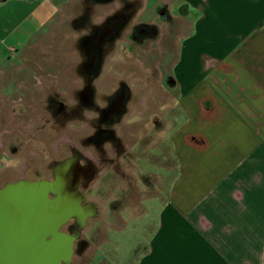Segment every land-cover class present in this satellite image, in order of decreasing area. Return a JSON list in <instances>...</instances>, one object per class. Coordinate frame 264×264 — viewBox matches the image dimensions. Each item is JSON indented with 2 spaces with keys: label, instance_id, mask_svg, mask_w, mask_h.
Wrapping results in <instances>:
<instances>
[{
  "label": "crops",
  "instance_id": "crops-1",
  "mask_svg": "<svg viewBox=\"0 0 264 264\" xmlns=\"http://www.w3.org/2000/svg\"><path fill=\"white\" fill-rule=\"evenodd\" d=\"M11 1L39 2L0 0V9ZM82 1L38 9H50L45 24L64 23ZM181 1L166 118L177 173L160 206L143 212L132 264H264V0ZM0 15V44L12 50L25 19L9 29Z\"/></svg>",
  "mask_w": 264,
  "mask_h": 264
},
{
  "label": "flooded vegetation",
  "instance_id": "flooded-vegetation-1",
  "mask_svg": "<svg viewBox=\"0 0 264 264\" xmlns=\"http://www.w3.org/2000/svg\"><path fill=\"white\" fill-rule=\"evenodd\" d=\"M69 9L74 15L69 23L76 40V80L50 85L41 95L21 87L22 97L0 102V189L54 182L63 175L77 193L82 214L94 208L95 215L87 216L82 228L80 217L59 227L74 237L73 255L79 256L89 247L81 233L96 216L87 198L91 186L99 183L104 190L109 183L120 185L118 193L112 192L117 204L134 195L132 175L136 188L142 183L149 189L148 162L157 156L154 150L160 154L169 145L166 116L159 111L167 112L162 97L173 84L169 70L178 51L184 7L181 0H83ZM112 55H123V61L114 80H106L104 61ZM167 55L173 64L161 65ZM152 57L158 64L144 65ZM131 64L144 76L128 77ZM98 228H90L91 233Z\"/></svg>",
  "mask_w": 264,
  "mask_h": 264
},
{
  "label": "rangeland",
  "instance_id": "rangeland-1",
  "mask_svg": "<svg viewBox=\"0 0 264 264\" xmlns=\"http://www.w3.org/2000/svg\"><path fill=\"white\" fill-rule=\"evenodd\" d=\"M36 1L39 2H34L32 6L27 5L29 1H17L15 4L11 1L6 9H0V14L4 15L9 29L16 22L25 19L22 21L23 25L18 35L7 42V45L10 46L14 44L13 42L20 41L21 46L17 45L12 50H5L0 44V102L9 96L20 95L22 97L19 90L21 87L24 89L31 87L41 95L50 85L76 80L74 77L76 74L75 62H78V58L75 50L76 40L70 34V23L66 20L64 23H59L55 15L56 18L53 22L45 24L44 20L51 14L50 9L45 7L38 9L39 3L43 0ZM64 12L65 15H68L71 10L67 8ZM29 13L33 16L26 20ZM167 36L168 41L169 37L167 38ZM171 42L169 40L168 44ZM138 59V62L143 61V59ZM156 59L149 58L144 61V65L148 67L157 65ZM161 60V65L173 64L168 55L162 57ZM122 61L123 55H112L105 59L103 74L106 80H114L119 74L117 67ZM162 73L164 74V72ZM134 75L144 76L137 66L131 64L127 68V76L133 77ZM167 91L163 93L166 97L165 100L162 97V101H166L168 104V112L159 111V114L166 118L168 117L167 113L169 116L171 115L175 97L169 87ZM41 107L39 106V110ZM0 119H2L1 113ZM168 128L170 129V126ZM55 139L57 138L55 137ZM157 141L156 144H158ZM165 146L163 145L160 154L154 150L152 153L157 156L152 157L148 162L150 163L148 170L151 172L147 173L150 176V180L148 179L150 181L149 189H145L141 182L139 189L136 188V181L132 175L134 195L117 204V201H114L117 196L112 192L118 193L121 189L120 185H110L112 183H109L104 190L100 189L99 183L91 186V190L87 192V198L95 206L96 216L89 220L87 228L81 233V237L88 241L89 247L82 255L74 254L70 264L133 263L134 257L137 256L138 251H141L142 244L146 239L143 225L147 218L144 220V214L152 212L160 206L159 199L166 197L170 182L177 173V164L172 157L171 147L170 145H167V148ZM154 147L153 142L152 148ZM135 166V172L138 173V164L136 163ZM153 195H156V198L151 197ZM114 206L121 209L118 214L114 212ZM97 226L99 227L97 232L92 234L93 230L90 228L95 229Z\"/></svg>",
  "mask_w": 264,
  "mask_h": 264
},
{
  "label": "water",
  "instance_id": "water-1",
  "mask_svg": "<svg viewBox=\"0 0 264 264\" xmlns=\"http://www.w3.org/2000/svg\"><path fill=\"white\" fill-rule=\"evenodd\" d=\"M63 177L0 189V264L71 263L74 237L59 227L80 217L82 228L85 218L95 214L93 206L89 214H82L76 191Z\"/></svg>",
  "mask_w": 264,
  "mask_h": 264
}]
</instances>
